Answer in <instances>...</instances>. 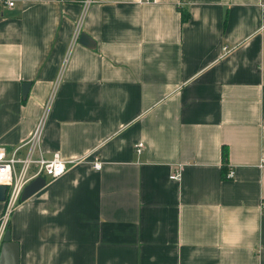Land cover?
Wrapping results in <instances>:
<instances>
[{
    "label": "crops",
    "instance_id": "0c3cea01",
    "mask_svg": "<svg viewBox=\"0 0 264 264\" xmlns=\"http://www.w3.org/2000/svg\"><path fill=\"white\" fill-rule=\"evenodd\" d=\"M83 1L0 0V146L48 109L37 153L81 159L14 209L19 264H264V0Z\"/></svg>",
    "mask_w": 264,
    "mask_h": 264
},
{
    "label": "built area",
    "instance_id": "2783aa9c",
    "mask_svg": "<svg viewBox=\"0 0 264 264\" xmlns=\"http://www.w3.org/2000/svg\"><path fill=\"white\" fill-rule=\"evenodd\" d=\"M75 1V0H64ZM93 0H84L85 5H89ZM140 2H151L155 0H139ZM10 2L9 5H13ZM231 48L224 47V52L228 53ZM48 114V109L43 117L37 123L36 128L32 132L29 139L16 146L10 152L4 146H0V185L7 186V197L5 209L0 217V248L3 243L4 235L9 229L11 215L14 209L21 202V196L24 188L32 180L39 176L49 177L56 179L64 175L71 164H76L81 159L65 160L60 153H54L51 157L47 158L38 154L40 142L43 134V129ZM144 148V143L136 144V150L141 152ZM94 168L101 169L102 162L96 160ZM181 172L172 174V179H180ZM235 177V171L230 169L227 173V178L232 179ZM261 207L264 209V200L261 202Z\"/></svg>",
    "mask_w": 264,
    "mask_h": 264
},
{
    "label": "water",
    "instance_id": "95a60500",
    "mask_svg": "<svg viewBox=\"0 0 264 264\" xmlns=\"http://www.w3.org/2000/svg\"><path fill=\"white\" fill-rule=\"evenodd\" d=\"M88 36L82 34L80 37L81 42H85V39ZM30 84H24V95H26L29 91ZM47 183V179L44 176H39L36 179L32 180L27 186L24 188L21 201H25L38 192L41 188H43ZM7 197V186L0 185V201H5ZM0 264H19V245L17 242L12 240L11 231L7 229L3 243L0 248Z\"/></svg>",
    "mask_w": 264,
    "mask_h": 264
},
{
    "label": "trees",
    "instance_id": "16d2710c",
    "mask_svg": "<svg viewBox=\"0 0 264 264\" xmlns=\"http://www.w3.org/2000/svg\"><path fill=\"white\" fill-rule=\"evenodd\" d=\"M182 13H183V20H187L188 19V16H189V13H185L184 11ZM223 154H224V163H225V161L227 159V151L224 150L223 151Z\"/></svg>",
    "mask_w": 264,
    "mask_h": 264
}]
</instances>
